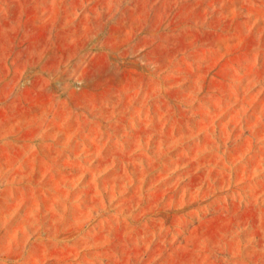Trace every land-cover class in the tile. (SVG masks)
I'll return each instance as SVG.
<instances>
[{
    "label": "rangeland",
    "instance_id": "obj_1",
    "mask_svg": "<svg viewBox=\"0 0 264 264\" xmlns=\"http://www.w3.org/2000/svg\"><path fill=\"white\" fill-rule=\"evenodd\" d=\"M0 264H264V0H0Z\"/></svg>",
    "mask_w": 264,
    "mask_h": 264
}]
</instances>
